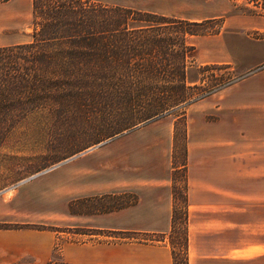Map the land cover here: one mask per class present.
I'll return each instance as SVG.
<instances>
[{"label":"crops","instance_id":"1","mask_svg":"<svg viewBox=\"0 0 264 264\" xmlns=\"http://www.w3.org/2000/svg\"><path fill=\"white\" fill-rule=\"evenodd\" d=\"M230 90L231 86L185 108L187 264L227 260L220 247L223 240L228 241L239 210L242 214L256 210L258 216H264V88L259 87L250 111L241 110L243 100L232 97ZM166 120L87 148L79 155L85 156V170L71 168L64 178L45 180L66 202L130 196L135 199L133 204L85 215L71 213L67 207L64 218L51 225L122 233L169 231L173 122ZM23 199L29 201L30 197ZM9 205L17 206L14 201ZM33 215L25 221L18 216L0 217L4 223L26 227L0 230V264H46L52 237L29 228L39 224L35 220L38 215ZM246 248L258 250L256 257L247 260L249 264H264V240ZM139 254L149 255L142 264H172L167 246H85L83 260L88 264H138ZM158 254L161 258L154 257Z\"/></svg>","mask_w":264,"mask_h":264},{"label":"rangeland","instance_id":"2","mask_svg":"<svg viewBox=\"0 0 264 264\" xmlns=\"http://www.w3.org/2000/svg\"><path fill=\"white\" fill-rule=\"evenodd\" d=\"M94 1L187 22L200 23L216 19L208 26L219 28L218 34L204 35L190 40L193 50L187 55L186 83L202 90L210 85L211 76L215 79L232 77V83L227 86L232 87L230 95L240 97L244 102L242 108L241 104L236 106L242 111L252 110L250 103L256 101L259 87L264 88V5H261L260 1L257 0L256 6L249 4V0H233V2L231 0ZM30 2L31 0H9L7 3L0 4V46L29 42ZM218 19H221V22ZM212 65H226L230 73L227 74L222 70L202 71V67ZM262 94L264 96V91ZM93 107L98 108L97 104ZM89 111L85 114V124H79L77 128L50 127V118L35 114L21 123V129L1 137L0 217L15 219L18 216L25 221L31 219L33 214L38 215L35 220L39 224L29 228L46 233L48 238L52 237L50 255L46 264H88L83 260L85 246L99 245L150 248L167 246L169 252L171 248L173 249L176 262L180 264L185 226L187 230V223L184 225L182 216L184 173L179 168L183 162L184 138L181 111L167 116L166 120L177 123L176 149L172 160V167L176 169L172 172L173 182L171 183L175 197L176 218L172 232L169 230L165 233H122L85 230L78 226L57 228L51 225L64 218L63 215L68 212L67 207L70 208L71 213L85 215L107 212L132 201L130 196H123L93 200L79 198L68 203L55 193L50 182L45 181L60 179L71 168L78 169L80 172L85 170V156H79L85 152V149L100 143L113 142L114 138L134 131H124L113 137H107L112 132L110 129L115 127L113 120L104 117L97 112L98 110ZM73 156L77 159L63 164L64 160ZM55 167L58 168L52 173L40 176ZM76 182L82 183V180L78 179ZM26 196L30 197L29 201L23 199H26ZM11 201H14L18 207H10ZM239 208L242 209V206ZM250 212V214H242L243 210H239L235 213L234 229L232 233L228 232V241L223 240L220 247L227 260H215L211 264H249L247 260L258 255L257 249L246 247L264 240V216H258L256 210ZM1 226L5 229L0 230L26 228L0 221ZM148 257L149 255L139 254L138 264H142L141 260H147ZM154 257L158 258L159 254Z\"/></svg>","mask_w":264,"mask_h":264},{"label":"trees","instance_id":"3","mask_svg":"<svg viewBox=\"0 0 264 264\" xmlns=\"http://www.w3.org/2000/svg\"><path fill=\"white\" fill-rule=\"evenodd\" d=\"M258 1L264 5V0ZM258 1L248 3L256 6ZM30 17L29 42L0 46V145L2 136L21 129V123L35 114L50 118V127L77 128L85 124L89 110H98L115 123L107 136L113 137L181 111L179 168L184 173L185 108L233 79L211 76L210 85L202 90L186 83L190 40L218 34L219 28L208 26L216 19L187 22L94 0H31ZM228 69L202 67L227 74ZM176 130L174 121L172 160ZM171 195L170 232L176 218L173 189ZM182 198L186 225L184 191ZM184 230L180 264H187L186 226ZM170 255L171 263L177 264L172 248Z\"/></svg>","mask_w":264,"mask_h":264},{"label":"water","instance_id":"4","mask_svg":"<svg viewBox=\"0 0 264 264\" xmlns=\"http://www.w3.org/2000/svg\"><path fill=\"white\" fill-rule=\"evenodd\" d=\"M101 144H104V143L97 144L96 146H99V145H101ZM74 157H75V156H73V157H71V158H68V159L64 160L63 163H64V162H67V161H69V160H71V159L74 158Z\"/></svg>","mask_w":264,"mask_h":264}]
</instances>
